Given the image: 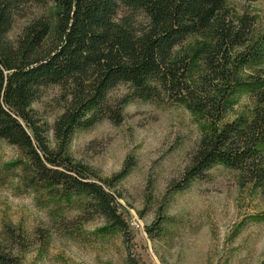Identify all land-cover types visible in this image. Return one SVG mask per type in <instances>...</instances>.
<instances>
[{
  "label": "rangeland",
  "instance_id": "rangeland-1",
  "mask_svg": "<svg viewBox=\"0 0 264 264\" xmlns=\"http://www.w3.org/2000/svg\"><path fill=\"white\" fill-rule=\"evenodd\" d=\"M224 9L231 19L253 18L248 42L234 49L252 55L239 68L240 86L218 125L250 119L254 99L247 83L264 73V0H226ZM41 17L52 31V3L19 4L6 39L15 41L29 21ZM201 42L191 35L171 51L173 58L191 59L195 80L200 70L192 56ZM127 92L118 85L109 95ZM63 105L61 88L49 85L30 106L50 147L49 128ZM121 113L118 124L102 119L74 130L66 151L110 183L125 233L86 209L83 195L39 182L22 153L0 140V244L14 248L15 264H129V258L137 264H264V185L244 183L220 165L181 185L207 123L172 102L130 99Z\"/></svg>",
  "mask_w": 264,
  "mask_h": 264
},
{
  "label": "trees",
  "instance_id": "trees-1",
  "mask_svg": "<svg viewBox=\"0 0 264 264\" xmlns=\"http://www.w3.org/2000/svg\"><path fill=\"white\" fill-rule=\"evenodd\" d=\"M254 2L258 0H242ZM52 3L56 21H29L15 41L6 39L17 6ZM226 0H0V140L16 147L39 182L63 194H80L84 207L125 233L116 196L88 166L66 151L77 129L102 119L120 123L130 99L172 102L207 123L181 175V185L203 179L216 165L235 171L244 183L264 185V73L247 83L254 105L249 120L218 125L238 71L250 56L234 49L249 40L253 18H228ZM142 17V21L136 18ZM198 35L192 58L200 76L192 78L191 59L173 58L172 49ZM59 86L62 112L49 128L31 109L40 90ZM118 85L128 91L111 99ZM126 170L123 168L119 176ZM10 232H8L9 235ZM0 244V264H15L14 248ZM16 249V248H15ZM129 264H137L129 258Z\"/></svg>",
  "mask_w": 264,
  "mask_h": 264
}]
</instances>
